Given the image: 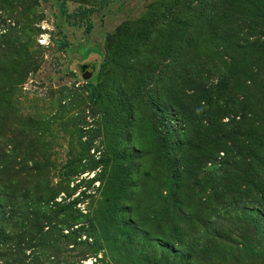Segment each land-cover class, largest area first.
<instances>
[{
    "label": "rangeland",
    "instance_id": "rangeland-1",
    "mask_svg": "<svg viewBox=\"0 0 264 264\" xmlns=\"http://www.w3.org/2000/svg\"><path fill=\"white\" fill-rule=\"evenodd\" d=\"M0 171L89 217L0 264H264V0H0Z\"/></svg>",
    "mask_w": 264,
    "mask_h": 264
},
{
    "label": "trees",
    "instance_id": "trees-1",
    "mask_svg": "<svg viewBox=\"0 0 264 264\" xmlns=\"http://www.w3.org/2000/svg\"><path fill=\"white\" fill-rule=\"evenodd\" d=\"M237 3L233 5V8L228 9L227 15L230 16L235 13V15L240 12L237 9ZM230 14V15H229ZM89 92L92 98V101H96L98 95L96 93V85L91 83L89 85ZM5 158V155H4ZM14 161L15 158L11 157ZM7 160L5 159L4 162ZM39 172V169H37ZM26 175V174H25ZM28 176V175H26ZM36 177V176H35ZM21 178V177H20ZM39 178V177H36ZM17 182L16 177L10 176L7 173H3L0 171V209H10L11 210V218L16 215L17 223L25 224L26 226L23 229L18 231V237L22 236L27 237L28 246H31L35 249L45 248L46 244L44 243L47 240V233H42V229H44V224H46V228L49 229L52 227L54 222H58V215L61 213L65 219L62 223H67V228L70 229L73 233H81L85 232V224L82 222L83 218H89L88 215H83L79 213L74 208L76 206L75 200L69 203L63 202H55L54 196L52 197L48 194V190L38 191V190H30L27 189L29 183L25 185L23 190L19 187L12 188L11 187ZM18 184V183H17ZM15 184V186L17 185ZM18 191V194L14 190ZM48 194V195H47ZM175 209V207H174ZM53 213V214H52ZM34 223V224H32ZM97 223H99L97 221ZM90 229L88 233H94L95 228L97 227L94 222H90ZM79 226V227H78ZM39 228L37 231H34L35 228ZM76 227V228H73ZM79 228V229H78ZM101 229V228H100ZM46 235V236H45ZM71 235V234H70ZM45 236V237H44ZM14 238V236H13ZM16 242H21L20 240ZM20 245V243H18ZM47 248L52 250L55 253L54 247ZM163 253H161V257H166V250L162 248ZM167 254L171 255L172 253ZM160 258V257H159ZM161 261V260H160Z\"/></svg>",
    "mask_w": 264,
    "mask_h": 264
}]
</instances>
